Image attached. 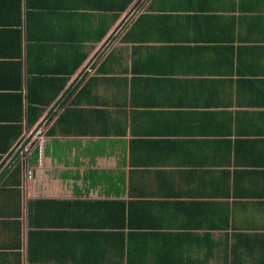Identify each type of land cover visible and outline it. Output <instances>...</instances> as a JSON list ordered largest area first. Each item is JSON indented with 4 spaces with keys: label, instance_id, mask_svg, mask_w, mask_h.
<instances>
[{
    "label": "crops",
    "instance_id": "obj_1",
    "mask_svg": "<svg viewBox=\"0 0 264 264\" xmlns=\"http://www.w3.org/2000/svg\"><path fill=\"white\" fill-rule=\"evenodd\" d=\"M122 4L0 0V264H264V0Z\"/></svg>",
    "mask_w": 264,
    "mask_h": 264
},
{
    "label": "trees",
    "instance_id": "obj_2",
    "mask_svg": "<svg viewBox=\"0 0 264 264\" xmlns=\"http://www.w3.org/2000/svg\"><path fill=\"white\" fill-rule=\"evenodd\" d=\"M131 0H123V4L121 5V9L125 8ZM83 56H81L78 60V64L83 60ZM70 73V72H69ZM67 78H63V84L66 82ZM33 91L31 89V97L30 101L31 104H35L33 102H37L35 98L32 97ZM48 104V102H47ZM37 107H31V111H35ZM38 110V109H37ZM38 119V114L31 115L28 122L32 126ZM36 151L34 152V158H36ZM47 202L45 200H32L29 202V210L33 209L35 207L38 208V205L40 203ZM87 204L97 205L93 208L97 212L98 217L102 218L105 225L110 226L109 231V239L115 237H119L121 242L123 243L125 240L126 243V255L125 257V264H188L189 260L188 257H134L135 253L134 250L131 247V241L133 236L137 235L136 227H138L141 224V221L143 220L144 216L142 215H136L134 213V204L136 201L130 200V201H113V200H102V201H91V202H84ZM116 205H120V209L116 207ZM102 207V208H100ZM103 209V210H102ZM79 215H83L79 213ZM117 228V229H116ZM125 231V232H124ZM82 232L83 231H79ZM233 246L231 247V250H233ZM164 253V249L162 250ZM104 260L103 257H78V264H102V261ZM107 264H121V262H113L109 259H105ZM118 261V260H114Z\"/></svg>",
    "mask_w": 264,
    "mask_h": 264
},
{
    "label": "built area",
    "instance_id": "obj_3",
    "mask_svg": "<svg viewBox=\"0 0 264 264\" xmlns=\"http://www.w3.org/2000/svg\"><path fill=\"white\" fill-rule=\"evenodd\" d=\"M31 174H32V171L31 170L28 171V176H31Z\"/></svg>",
    "mask_w": 264,
    "mask_h": 264
}]
</instances>
